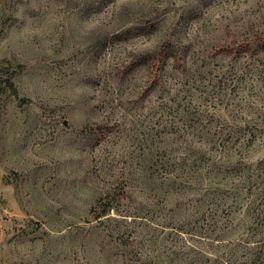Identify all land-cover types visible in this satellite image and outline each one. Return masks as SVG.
<instances>
[{"label":"rangeland","instance_id":"obj_1","mask_svg":"<svg viewBox=\"0 0 264 264\" xmlns=\"http://www.w3.org/2000/svg\"><path fill=\"white\" fill-rule=\"evenodd\" d=\"M261 33L264 0H0V264H264Z\"/></svg>","mask_w":264,"mask_h":264},{"label":"trees","instance_id":"obj_2","mask_svg":"<svg viewBox=\"0 0 264 264\" xmlns=\"http://www.w3.org/2000/svg\"><path fill=\"white\" fill-rule=\"evenodd\" d=\"M131 29L132 28H127L124 31H122V34L125 37L124 39H128ZM135 29L137 33H141V34L145 32H150L152 30V28L149 29V27H145L144 25L138 26ZM118 37L119 36L117 35L114 36L115 39H118ZM181 47L179 45V41H176V40L173 41L172 39L168 38L165 41H163L161 46L157 48V51H161V54H162L168 48H170V50L174 52L173 56H174L175 64L180 65V62H179L180 52L179 51L181 50ZM222 47H223L222 50L229 49L228 47H224V46ZM240 49L250 51L252 53H257L260 50H264V33L263 34L261 33V35L257 36L256 38H251L246 43H244L242 48H238V50ZM156 53L157 52L151 51L149 53L143 52L140 55L136 54L132 56V58L129 59V61H127V64L124 65L123 67V70H124L123 72L125 74H127L129 71H131L134 68H137L140 65H146L147 68H150V72L153 75V79L149 82V84H147V86H145L143 90L144 94L147 93L151 87L159 83L158 71L162 69L163 61L160 58V56H158L157 58L156 56L154 57ZM0 83H3V87L7 89L11 95H13L14 97L18 99V103L20 105H23L29 102V98L19 97L17 87L15 86L12 80V75L8 71L7 68L2 69V71L0 72ZM112 204H113L112 199L109 194H107L105 197L99 198L96 206H93L90 209V212H92L91 214H92L93 219L97 220L98 223H102L104 220L111 219L112 216L110 215V210L112 209V206H113Z\"/></svg>","mask_w":264,"mask_h":264}]
</instances>
